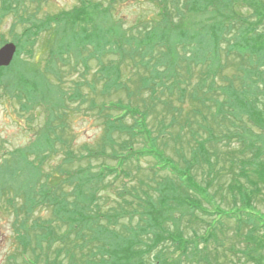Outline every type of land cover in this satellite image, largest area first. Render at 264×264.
I'll use <instances>...</instances> for the list:
<instances>
[{
  "label": "trees",
  "instance_id": "trees-1",
  "mask_svg": "<svg viewBox=\"0 0 264 264\" xmlns=\"http://www.w3.org/2000/svg\"><path fill=\"white\" fill-rule=\"evenodd\" d=\"M152 1L158 6L157 18L141 20L125 30L121 27L119 36L109 38L106 45L95 39L86 45L92 47L89 59L100 63L96 75L106 77L101 88L84 79L77 85L80 91H88L78 93L81 105L98 111L103 121L106 134L97 143L99 148L83 147L86 153L79 156L66 149L56 167L42 174L32 172L37 165L35 157L28 158L32 146L13 149L0 158V197L7 196L14 215L12 227L21 247L17 255L23 264H264V0ZM100 5L80 0L73 21L67 15H54L49 31L58 39L68 26L76 31L80 23L82 34L87 33V28L96 27ZM106 7L103 13L111 15ZM82 48L78 57L85 64ZM202 50H207V56L201 58L210 59L211 66L202 73L198 87L186 86L192 79L194 59L185 64L184 55L199 57ZM61 52L55 56L69 64ZM110 54L118 57L117 64L104 63ZM223 54L229 57L223 64L233 68L232 77L221 70L218 61ZM129 62L132 75L121 80V66ZM11 63L0 66V71ZM217 76L225 79L224 86H216ZM13 82H20L25 91L23 80ZM215 88L221 98L213 99L212 121L220 129L224 121L236 120L235 127L240 128L223 132L229 143L231 139L239 143L224 151L230 152L227 168L223 155L213 157L223 164L219 167L225 173L228 169L233 175L234 170L237 182L218 184L231 199V206L222 210L205 205L212 201L206 193L211 182L221 181L217 174H211L214 180L207 178L206 168L213 164L205 151L209 145L216 148L221 135L208 129V137L203 138L197 130L188 129L187 143L194 144L192 149L198 147L191 159L181 158L178 164L164 153L170 142L178 151L182 149L177 147L178 135L170 130L179 124L186 96L196 105L191 112L206 118L198 106L209 110L206 102L212 95L207 98V93ZM114 91L124 92L126 101L107 98ZM184 122L189 124L188 117ZM51 129L56 141L62 142L56 127ZM47 135L45 145L37 137L40 161L58 156V150L51 149L53 136ZM145 159L148 165L141 164ZM15 164L23 167L15 169ZM193 169L204 174L201 182ZM228 224L236 232L226 244L222 235Z\"/></svg>",
  "mask_w": 264,
  "mask_h": 264
},
{
  "label": "rangeland",
  "instance_id": "rangeland-1",
  "mask_svg": "<svg viewBox=\"0 0 264 264\" xmlns=\"http://www.w3.org/2000/svg\"><path fill=\"white\" fill-rule=\"evenodd\" d=\"M90 1L96 4L101 2V7L99 8L100 14L95 15L97 21L96 27L93 29L87 28V33L82 34L80 31V26L84 27L82 24L80 25L79 23L76 31H73L68 26L67 32L65 34L61 32L57 39L56 33L49 31V28H52L50 26L53 24L51 21L52 18L50 19V17L57 14L67 15L66 18L71 23L73 21L72 17H74L73 10L79 5L80 0H0V47L5 43L12 42L17 48L11 65L0 71V158L13 149L22 150L32 146L34 151H28V158L33 160L35 157L37 160L35 163V165L37 164L36 168L32 167L33 173L39 172V174H42V172L45 173L54 169L56 167L54 164L60 161L61 155L66 149L75 152V155L78 154V156L80 153H86L83 147L89 146L98 149L97 143L106 134L103 121L98 111L88 109L86 104L81 105V97L78 96L79 92L82 95H87L88 92L78 89L77 85H79L81 80L84 79V81L90 82V84L95 82L98 88H101L103 80L106 79V77L102 76L101 78V76L96 75L100 63L96 59H89L90 55L87 52L92 47H89V45L86 47V45L91 43L93 39L102 40L106 45L109 38L114 40L119 36L121 27L124 29L134 24L136 26L141 20L157 18L158 6L152 0ZM5 6L6 8H4ZM106 6H109L111 15L103 13L108 10ZM241 7L239 8V13L244 15L245 10ZM108 16H111V18ZM82 45L84 46L82 49L85 50L83 53L85 64L81 63L78 57ZM223 46L224 43L222 42L220 48H223ZM57 51H63L66 54L64 59L70 60L69 64L64 65L66 62H62L55 56ZM206 51H200L199 57L195 54L184 55L185 64L188 63L189 59H194V64L191 68L192 79L186 86L198 87L197 84L201 83L199 79L204 76L202 73L207 72V69L211 66L210 59L201 58L202 56H207ZM69 53L71 55H68ZM103 61L107 65L113 64L114 61L117 64L118 57L110 54ZM226 61H229V57L223 54L218 62L222 66L221 70L223 75L232 77L234 70L231 66L224 67L223 63ZM76 62H80V64L75 66ZM219 64L217 65L215 63V66L219 67ZM129 66L130 62L125 67L123 65L121 66L123 75V79L121 80H126L132 75L130 74L131 69ZM88 68L89 70H87ZM115 77H111V80H115ZM116 78L119 80L118 77ZM19 79L24 81L25 91L24 87L20 85V82H13ZM215 82L216 86L218 85L219 87L226 84L225 79L220 80V76L215 78ZM81 88L85 90L87 87L82 86ZM210 95L213 98L212 100L211 98L209 100L207 99L208 101L206 100L207 106H209L208 111L205 107L198 106L202 109V113L206 118L203 115H195L191 112L192 107L196 105L191 104L188 96H186L183 104H181L182 112L178 117L179 124L173 125L170 130L173 135H178L177 147H181L182 149L178 151L172 142L167 147L162 148H164L167 159L171 162L181 164V158L191 159V155H193L192 151L198 149V147L192 149L194 144L189 145L187 143L191 137L189 132H187L188 129L190 131L197 130L196 132L203 138L208 137V129H211L217 135H221V138L217 141V145L213 144L216 145V148L209 145L210 150L205 151L207 154L206 157H209L213 164L212 167L206 168L207 173H209L207 178L214 180L212 175L217 174L216 178L219 177L221 180L220 183H218L219 181L217 183L211 182L212 187L206 193L212 201L210 204L205 203V205L217 206V208L222 210L223 208L231 206V199H229L225 187L218 189V184L222 185L223 181H230L233 184L237 182L234 170L232 169L233 175L228 173V169L225 173L219 167V165L223 164H217L214 158H216L217 154L220 157L223 155L225 161L224 166L227 168L228 162L226 159H229L230 152L224 153V151L228 148L239 147V143L235 139H231L229 143V139L225 135L223 136V132L230 134V132H234L240 128L235 127L236 124L234 123L239 122L233 119L235 121L233 124L224 121V126L220 129L217 128V125L212 121L210 109L213 112L215 108L213 99L215 97L221 98L219 88H215L214 92H208L207 98ZM121 97L126 101L124 92L114 91V93L107 96V98L115 100ZM99 100L105 102L102 98ZM175 104L177 103L175 102ZM186 117L189 120L188 125L184 122ZM47 120H49L48 123ZM169 121L170 116L166 119V122ZM198 122H202V124L198 126ZM181 123L184 124L183 129L180 127ZM53 127H56V134L62 136V142L56 141L57 137L51 129ZM226 127H229V129ZM253 130L257 131L256 127ZM47 134L53 136L51 149L53 147L58 150L56 154L58 156L52 155L49 159L47 156L43 161H40L38 154L42 148L37 142V137L45 145V138L48 137ZM228 144L230 147L226 146ZM33 152L36 156L35 154L33 156ZM73 152H69V154L72 155ZM21 157L27 167L29 164L23 156ZM71 158H74V155ZM220 161L223 162L221 158ZM148 163L149 160L147 159L141 161L142 165H148ZM17 165L15 164V169L23 167L22 164ZM130 169L134 170L135 167L130 166ZM223 172L225 174L222 175ZM192 173L198 177L197 182H201L200 179L204 176L202 171L199 172L197 169H193ZM132 179H135L133 175ZM106 183L109 184L110 179H107ZM99 184L103 183L101 182ZM223 186L225 185L223 184ZM151 190L154 191L152 188ZM173 193H177V191L173 190ZM3 196H1L2 198L0 197V264H23L17 255L21 247L18 244L20 240L14 234L12 227L14 215L11 214V209L8 207L9 204L6 201L7 196ZM262 208L264 211V207ZM47 214L44 211V215L49 217ZM190 217L187 216V218ZM194 222L199 225V221L194 220ZM183 224L185 225V223ZM181 226L183 225L180 224L179 227ZM235 232V227L230 224H228V227H224L222 237L226 241V244L235 238ZM201 233H203V230ZM212 246L213 243L210 244V247Z\"/></svg>",
  "mask_w": 264,
  "mask_h": 264
},
{
  "label": "water",
  "instance_id": "water-1",
  "mask_svg": "<svg viewBox=\"0 0 264 264\" xmlns=\"http://www.w3.org/2000/svg\"><path fill=\"white\" fill-rule=\"evenodd\" d=\"M16 49V45L12 42L5 43L0 47V66H7L11 63Z\"/></svg>",
  "mask_w": 264,
  "mask_h": 264
}]
</instances>
